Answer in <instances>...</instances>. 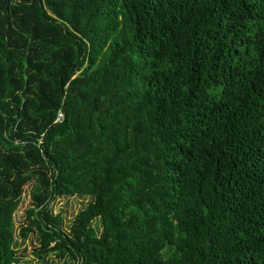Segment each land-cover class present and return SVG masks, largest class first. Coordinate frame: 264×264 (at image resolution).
<instances>
[{"label": "trees", "instance_id": "16d2710c", "mask_svg": "<svg viewBox=\"0 0 264 264\" xmlns=\"http://www.w3.org/2000/svg\"><path fill=\"white\" fill-rule=\"evenodd\" d=\"M28 188L38 257L264 264V0H0V264Z\"/></svg>", "mask_w": 264, "mask_h": 264}, {"label": "rangeland", "instance_id": "374dc122", "mask_svg": "<svg viewBox=\"0 0 264 264\" xmlns=\"http://www.w3.org/2000/svg\"><path fill=\"white\" fill-rule=\"evenodd\" d=\"M31 188L25 190L22 196L21 204L14 215L15 228V242L14 251L19 256L18 264H74L71 257L65 255L64 257L57 256L56 250H52L41 257L35 255V250L40 246L37 235L33 232L29 233L27 237H23V228H26L27 210L30 208ZM88 203L87 199L70 198V199H56L49 208L52 215H59L62 222V230L68 231L71 222L75 215L83 210ZM92 226L95 227L96 232L100 230L98 221H94Z\"/></svg>", "mask_w": 264, "mask_h": 264}, {"label": "built area", "instance_id": "2783aa9c", "mask_svg": "<svg viewBox=\"0 0 264 264\" xmlns=\"http://www.w3.org/2000/svg\"><path fill=\"white\" fill-rule=\"evenodd\" d=\"M61 118H62V115H61V114H59V115H58V119H61Z\"/></svg>", "mask_w": 264, "mask_h": 264}]
</instances>
